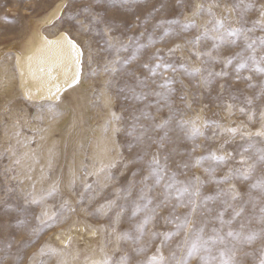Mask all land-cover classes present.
I'll use <instances>...</instances> for the list:
<instances>
[{
	"label": "rangeland",
	"instance_id": "obj_1",
	"mask_svg": "<svg viewBox=\"0 0 264 264\" xmlns=\"http://www.w3.org/2000/svg\"><path fill=\"white\" fill-rule=\"evenodd\" d=\"M58 1L61 0H0V248H3L5 243L12 241V252L15 253L17 249L21 248L22 241H29L20 252L25 264H27L28 257L33 253H38L41 246L45 244L62 251L60 255L56 256H37L38 261L44 260L46 264H58L60 260H64L66 264H83L85 255L91 254L84 247L86 241L83 239H86L87 235L83 234L93 231L96 232L94 235L96 245L93 250H97L96 253L103 256L100 246L107 236L103 229L109 224V219L106 216L94 214V210L106 199L116 200L117 204L126 203L123 192L117 193L116 190L127 185L133 170H139L136 179L146 175L148 172L147 161L150 159L151 153L155 151V145H153V148L149 150V155L144 156L143 161L130 165L127 171H124L118 164L111 170L115 179L108 182L107 187L102 189L97 187V177L89 175L99 169L102 164H108L117 158L119 153H122L125 159H131L137 151L133 149L130 152L126 147V143L131 140V137L126 134L131 109L128 108V102L123 101L117 94L115 88L111 89V95L114 98L111 108L118 115L123 116L124 119L119 124L123 130L115 136L111 127L106 130L109 109L104 106V98L101 93L104 90L103 82L109 79L110 74L102 71L103 64L105 61L117 57L122 61L135 56V59L127 66L128 70L134 69L140 75H147V70L141 65L146 62L154 63V61H150V58L157 49L166 51L176 43L183 44L185 39L194 37L199 31V29L189 28L181 36L170 34L161 40L164 27L170 25L158 26V22L169 21L174 17L183 20L184 17L190 16V11L182 10V5L177 4L176 0H170L167 10L153 12L152 9L158 0H134V3L127 6L117 5L110 13V18L119 25L118 30L114 31L112 36L118 37L119 41L125 44L129 43V37H138L139 43L148 46L137 51L136 43L133 42L126 50L101 51V49H107L103 43L105 38L102 35L82 34L78 31L75 22L68 19L69 11L78 9L85 0H66L69 8H64L61 17L44 29L49 35H54L61 30L66 31L77 43L81 44L85 49L84 70L78 87L60 100L54 101L56 115L53 116L52 112L47 109L43 112L40 110L39 105L44 101L29 100L24 95L18 83L15 53L7 47L28 32L29 19L41 17ZM255 2L258 5L261 0H255ZM191 3L193 6L216 3L219 7L214 8L213 11L217 16H221L225 6L231 5L233 0H191ZM257 16L258 13L255 10L248 11L249 26ZM208 19L209 16L205 12L196 18L197 24L203 25ZM260 34L257 29L256 35ZM149 36L156 42L149 44ZM211 43L210 40L202 41L198 50L206 51L211 47ZM89 45H91L90 48ZM191 48V45H187L177 51L174 56H166L165 59L179 64L184 58L190 57V66H200L201 60L191 54ZM238 51H240L239 46L224 47L221 55H232ZM89 56L92 58L91 62H89ZM116 66L120 67L119 64ZM204 67L219 72L224 68V65L209 63ZM235 68L236 62L234 61L226 69L229 75L215 77L208 88L194 86L199 77L187 76L182 69L176 73L178 77L183 78L184 84L189 86V97L192 98L195 94L191 109H186L178 100L181 86L180 84L174 85L178 89L176 97H174L176 106L182 110L184 117L199 116L201 124L203 121L213 122L202 129L203 136H197L193 141L186 139L183 131L177 128L173 121L170 125V136L173 139L177 136L181 137V149H191L193 144L199 145L191 157L185 155L183 159L191 165L194 163L195 157L207 156L213 151L217 154L233 153V158L226 164L205 159L199 166L190 167L186 172H181L178 179L186 181L193 175H198L201 179L208 180V173L204 169L209 167L216 168L215 175L219 178L226 174L229 168L240 167L238 152L249 143L248 138H241L243 132L255 133L261 129L260 112L264 111V95H260V84L264 82V74L245 68L239 73L242 78L237 80L235 79ZM93 70H97L99 74L92 75ZM167 75L171 76L173 73L169 71ZM245 76H251V81L243 79ZM112 79L117 86L123 85L126 81V77L121 72L112 76ZM156 80L160 82L162 77L157 76ZM221 84L226 85L223 90L220 88ZM250 84L255 86L250 87ZM150 86L155 88V84H151V81ZM249 98L252 99V104H248ZM154 100L155 97H149V101ZM149 101L136 104V107L142 108ZM229 105H232L231 109H229ZM241 108L244 109L243 112L240 111ZM149 111L156 114L157 122L161 117L168 115L167 108L157 114L154 104ZM253 113L255 115L250 120L249 116ZM141 123L150 124L152 122L142 119ZM228 128H238L239 131L232 134L225 131ZM162 134L163 130L149 133V135L155 136ZM251 140L255 142V148L249 149L245 153L246 156H254L256 148H264V137L253 136ZM99 155L102 156L98 157ZM17 161L19 162L17 163ZM172 168L175 169V165H172ZM260 175L261 170L258 168L253 178L248 181L232 180L220 185L214 182L206 183L202 187V195H215L218 187L227 189L230 184L235 183L241 192L250 190L253 196H259L260 189H249V185L254 183ZM73 179H75L74 187L71 184ZM100 180L103 183V176L100 177ZM85 181L92 183L100 195L93 201L85 200L78 204V194L83 191ZM54 188L59 190L58 193L48 195ZM162 191V187H157L152 195L159 199ZM41 197L44 199L40 203L31 202L33 199L40 200ZM135 198L136 192H133L132 199ZM222 199L224 198L222 197ZM64 200H67L75 208V211L65 212L51 226L43 227L35 235L30 234L32 228L38 227L36 218L40 213L49 206L51 211L59 210L60 204ZM221 200L209 202V207L215 209L211 213L212 216H215L217 211L224 210L225 206ZM128 204V212L122 218L118 228L120 232L130 229L132 224L143 217V213H140L135 219H130L132 211L130 201ZM252 210V206L249 204L248 212ZM187 211L189 209L180 208L178 214H184ZM166 214L167 210L162 213V215ZM230 217L231 209H227L224 211V219L228 220ZM195 218L197 221L202 218L199 211ZM21 220L27 221V228L19 223ZM213 225L219 227V221L214 220L209 223L206 231H210ZM173 227L174 225L165 223L158 217L154 230L164 232L172 230ZM237 227L238 222H234L233 228ZM82 228L86 229L85 233L81 231ZM61 233L66 234L68 240L73 237L71 243L68 241L59 242L57 235ZM177 239L179 238H173L171 243L164 248L166 256L175 246ZM112 240L113 242L105 248L108 255H113L116 248L114 238ZM159 240L160 238L155 241L149 252L135 258L145 259L155 251ZM259 246L260 241L253 245L254 248H259ZM132 247L130 242L121 241L120 251L115 252L114 259L118 260L123 252H130ZM246 264H255V257L249 258Z\"/></svg>",
	"mask_w": 264,
	"mask_h": 264
},
{
	"label": "snow or ice",
	"instance_id": "obj_2",
	"mask_svg": "<svg viewBox=\"0 0 264 264\" xmlns=\"http://www.w3.org/2000/svg\"><path fill=\"white\" fill-rule=\"evenodd\" d=\"M134 3V0H85L81 6L68 13L69 21L75 22L78 26V31L82 34L102 35L105 39L103 43L107 49H116L117 51L126 50L133 42L136 43L137 51L146 48L148 45L139 43L138 37H129L128 44L119 41L118 37H113L112 33L118 30L119 25L110 18V13L117 5L127 6ZM170 0H158L152 11H164L169 8ZM177 4L182 5V10L190 11V16L184 17L183 20L173 18L169 21L161 20L158 26L170 25L164 27V37L171 35L181 36L186 29H199L198 34L190 39H185L183 44L176 43L166 51L157 49L153 53L150 61L141 65L147 70V75H140L136 70H128L127 66L131 63L135 56L120 60L118 57L113 60H107L103 64L102 71L109 73V79L103 82V92L101 95L104 98V106L109 109V119L106 121V130L111 127L112 133L115 136L123 129L119 126L123 120L122 115H118L112 110L113 96L111 89L115 88L118 95L125 102H128V108L131 109L129 123L126 126V134L131 137L126 143V147L132 152L137 150L131 159H125L122 153H119L117 158L111 160L108 164L102 166L89 173L97 177L96 184L98 188L107 187L108 182L115 179L111 170L121 165L124 171L129 170L130 165H135L143 161L144 156L149 155V150L155 145V151L151 153L150 159L147 161L148 172L140 179H136L139 175V170L131 172V179L127 185L117 189V193L123 192L126 203L117 204L116 200L106 199L95 210L94 214L106 216L109 219V224L103 229L107 236L105 241L100 246V252L103 253L101 258H93L92 255H85L83 264H246L249 258L255 257V264H264V148H256L254 156H246L245 153L249 149L255 148V142L251 140L253 136L264 137V111L260 112V120L262 122L261 129L255 133L245 131L241 138H248L249 143L244 146L239 152L240 167L229 168L228 172L217 178L215 175L216 168H205L208 173V180L201 179L198 175H193L190 179L184 181L178 179L181 172H186L190 167L199 166L205 159H211L219 164H226L233 153L217 154L215 151L210 152L207 156H199L194 158V163L191 165L183 157L188 155L191 157L199 145L193 144L191 149H181V137L177 136L173 139L170 136V125L175 121L176 127L183 131L184 137L188 140H195L197 136H203V128L208 127L212 121H203L201 124L200 117L185 118L182 110L176 106V97L178 89L174 87L180 84L178 100L184 105V108L191 109L193 97H189V86L184 84L183 78L178 77L176 73L179 70L190 77H199L194 86L208 88L214 81L215 77H227L229 72L226 71L228 66L236 62V77L239 80L240 71L249 69L259 74H264V0L258 3L255 0H233L231 5H226L223 14L217 16L214 8L219 7L216 3L210 4H193L191 0H176ZM62 8H69V4L65 3ZM252 9L258 13L257 18L251 22L247 17L248 11ZM207 12L209 19L203 24H197L196 18ZM151 15V13H149ZM83 17V18H81ZM175 25L177 27H172ZM178 28V30H177ZM257 29L261 33L256 35ZM47 44L55 45L57 56L53 58L47 68L41 67L40 72L48 77L49 81H55L57 76L53 75L60 67L64 66L66 72L72 71V66L75 67V72L71 82L67 83V87H73L80 83L84 70V55L85 49L75 39L69 36L68 32L62 34L57 40H47ZM210 40L211 47L206 51L198 50V46L202 41ZM156 41L149 36V44ZM191 45V54H194L197 59L201 60L200 66H190L189 58H184L179 64L174 61L166 60L165 57L174 56L179 50L185 46ZM240 47V51L232 55H221L224 47ZM91 45H89V48ZM163 53V54H162ZM89 56V62H91ZM209 63H222L224 68L219 72H215L211 68H206L204 65ZM119 64V68L116 66ZM173 75H167L168 72ZM121 72L126 77L123 85L117 86L112 76ZM206 73V74H204ZM97 70L92 71V75H98ZM161 76L162 80L157 82L156 77ZM243 79L251 81V76H245ZM155 84V88L150 86ZM254 87V84H250ZM55 91L48 89L46 96H41L44 101L40 104V110L45 109L52 112L55 116V102L51 97H55L58 101L61 92L60 84H55ZM226 85L221 84L223 90ZM260 95H264V82L260 84ZM39 91V89H37ZM155 97L154 101H149V97ZM26 97L31 100L33 93H26ZM149 101L142 108H137L136 104ZM252 99H248V104H252ZM156 107L158 114L163 109H168L167 117H161L157 122L156 114H153L149 109ZM231 109L232 105L228 106ZM244 111L243 108L240 109ZM255 113L249 116L251 120ZM42 118V117H41ZM142 119L151 121L150 124L141 123ZM163 130L160 136L149 135L150 132ZM225 131L235 134L239 131L238 128H228ZM226 143V142H225ZM223 148V145H221ZM19 161H17L18 163ZM175 165V169L172 168ZM258 168L261 170V175L255 179V182L249 185V189H260L259 196H253L249 190L241 192L235 183L225 188L218 187L215 195H202V187L206 183L214 182L217 185L227 183L232 180L248 181L253 178L254 173ZM103 176V183L100 177ZM151 181V183H149ZM72 186H75V179L71 181ZM162 187L163 191L156 199L152 192L157 188ZM58 189L54 188L48 195L58 193ZM133 192H136V198L132 199ZM100 195L94 189L92 183L84 182L83 191L78 194L77 203L85 200L93 201ZM224 198L221 200V198ZM40 200L33 199L32 203H40ZM221 200L225 206L224 210L217 211L215 216L211 213L215 211L209 207V202ZM131 203L132 211L130 219H135L138 214L143 213V217L132 224L131 228L120 232L118 230L120 222L124 215L128 212L129 204ZM175 201V203H173ZM251 204L252 211L248 212V205ZM187 208L184 214H178V209ZM231 209V217L228 220L224 219V211ZM167 210L166 215L162 213ZM75 208L64 200L57 211H51L50 206L43 210L36 218L38 227L32 228L30 234L35 235L43 227L51 226L65 212H74ZM200 212L201 219L196 220L197 212ZM161 218L165 223L174 225L172 230L160 232L155 229L157 218ZM214 220L219 221V227L213 225L210 231L209 223ZM234 222H238V227L233 228ZM21 225L27 228V221H19ZM151 226V227H150ZM226 228V230H225ZM93 235L96 232L93 231ZM114 238L116 248L113 255H108L105 248L113 242ZM160 238L159 244L156 245L155 251L148 255L145 259H136L135 257L149 252L155 241ZM173 238L177 239L175 246L166 256L164 248L168 246ZM121 241L130 242L133 247L130 252H123L119 259H114L116 251H120L119 244ZM260 241L259 248H254L253 245ZM29 241H22L21 248L15 253L12 252L13 242H7L0 248V264H25L24 258L20 255L21 250L27 246ZM71 243V240L68 241ZM61 249L43 245L38 253H33L28 257L27 264H46L44 260H37V256L45 255L56 256L60 255ZM79 255V254H77ZM58 264H66V261L60 260Z\"/></svg>",
	"mask_w": 264,
	"mask_h": 264
},
{
	"label": "bare ground",
	"instance_id": "obj_3",
	"mask_svg": "<svg viewBox=\"0 0 264 264\" xmlns=\"http://www.w3.org/2000/svg\"><path fill=\"white\" fill-rule=\"evenodd\" d=\"M65 3L66 0L58 1L41 17L29 19L30 28L28 32L23 37H21V39L13 42L7 47L15 53L18 71V83L22 92L26 96V93L31 91L33 93L32 100L35 101H42L40 97L46 96L49 88H51L52 91H55L54 86L57 83L61 86V92L58 93L60 99L78 87L77 84L69 88L67 87L66 83V81L68 83L71 82L72 76L75 72L74 65L72 66L71 72H66L64 66L55 71L53 73V75L57 76L55 81H49L48 77L40 72L41 67L47 68L49 62L57 56L56 46L47 44L45 38H47V40H57L61 38L63 33L66 32L61 30L54 35H49L44 28L46 26L52 25L61 17L64 9L62 8V5ZM69 36L71 35L69 34ZM71 38L73 39L72 36ZM37 89H39V91H37ZM51 99L56 101L55 97H51ZM101 156L102 155H99L98 157ZM85 230L86 229L82 228L81 231L85 233ZM86 233L83 234L87 235V238L83 239L86 241L84 247H86V249L91 253L90 255H92L93 258H101V256L96 253L97 250H93L94 246L96 245V237L92 234L93 232ZM57 238L58 241L62 243L69 241L67 235L64 233L58 234ZM76 251L79 250L76 249Z\"/></svg>",
	"mask_w": 264,
	"mask_h": 264
}]
</instances>
